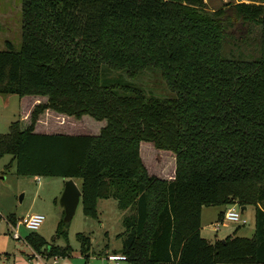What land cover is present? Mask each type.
Segmentation results:
<instances>
[{
	"label": "trees",
	"instance_id": "obj_1",
	"mask_svg": "<svg viewBox=\"0 0 264 264\" xmlns=\"http://www.w3.org/2000/svg\"><path fill=\"white\" fill-rule=\"evenodd\" d=\"M263 1L208 10L202 0H19V44L0 49V97L45 100L0 134V157L17 176L72 179L86 216L114 199L128 211L117 235L127 264H264ZM237 22L258 30L245 54V36L228 31ZM44 110L103 124L35 133ZM141 142L173 154L171 179L148 173ZM230 203L253 207L252 235L206 240L200 209ZM65 227L60 219L56 235ZM75 239L86 258L89 237ZM23 241L43 258L69 253L34 233Z\"/></svg>",
	"mask_w": 264,
	"mask_h": 264
},
{
	"label": "rangeland",
	"instance_id": "obj_2",
	"mask_svg": "<svg viewBox=\"0 0 264 264\" xmlns=\"http://www.w3.org/2000/svg\"><path fill=\"white\" fill-rule=\"evenodd\" d=\"M202 1L206 9L215 10L226 8L235 0ZM19 22V0H0V49L4 48L5 41H9L15 48L18 46L20 41ZM228 31L235 37L241 34L245 36L246 44H239V47H237L238 51L244 54L250 51L257 39L258 30L253 26L244 29L237 22ZM247 46L251 48H247ZM227 47H232V45L229 44ZM19 99L20 102L18 103ZM41 102H44L43 96H2L0 103V134L7 132L8 124L18 118L19 111H21L22 120L17 121L22 127L26 125L32 107ZM37 120H40L37 129L50 133L94 134L97 131L98 123H103L88 116L75 119L52 111L47 113L43 111L37 116L35 123H37ZM69 125H72V127H68ZM139 146V156L148 173L161 179H171L174 168L173 154L169 151L157 150L148 142H142ZM9 160L8 155L0 157V254H8V259H5V261L0 260V263L112 264L108 263L104 256L105 253H118L121 240L117 235L123 231L122 217L128 211L118 209L116 201L112 198H101L95 202V215L86 216L82 213L81 205L78 202L71 219L66 223L64 236L62 234L56 235L58 222L62 218V208L58 204V198L63 180L59 177L33 179L30 176H17L14 173L13 164L9 163ZM226 206L208 207L207 210H204L210 212L206 217L203 215L199 233L206 240L212 242L227 235L241 237L252 235L254 229L253 207L246 205L245 209L241 210L236 204L240 216L245 219V223L242 225L223 220L215 221V217H212L213 211H223ZM33 213L43 216L42 222L35 230L26 229L18 222L21 216ZM10 215L13 217V224H9L7 221ZM211 222H213L216 230L212 229L213 225L212 227L209 225V223L212 224ZM220 222L222 224H219ZM13 232L18 238L12 236ZM30 233L42 237L48 244L68 246V255L54 258H43L38 254L35 255L23 241L25 236ZM76 233H82L89 237L90 249L86 258L79 254L78 242L75 239ZM119 264L127 263L120 261Z\"/></svg>",
	"mask_w": 264,
	"mask_h": 264
},
{
	"label": "built area",
	"instance_id": "obj_3",
	"mask_svg": "<svg viewBox=\"0 0 264 264\" xmlns=\"http://www.w3.org/2000/svg\"><path fill=\"white\" fill-rule=\"evenodd\" d=\"M42 220H43L42 215L33 213V214H25L21 216L18 222L22 224L26 229L35 230L42 222ZM220 220L235 222L238 225H242L245 223V219L240 216L237 210L236 203H230L229 205L226 206ZM219 224H222V222H220ZM12 236L14 238H18L15 232H13ZM104 259L108 263H112V264H119L120 261L125 260L124 256L119 252L105 253Z\"/></svg>",
	"mask_w": 264,
	"mask_h": 264
},
{
	"label": "water",
	"instance_id": "obj_4",
	"mask_svg": "<svg viewBox=\"0 0 264 264\" xmlns=\"http://www.w3.org/2000/svg\"><path fill=\"white\" fill-rule=\"evenodd\" d=\"M80 192L72 179L63 181L62 189L58 198V204L62 208V218L64 223L71 219L75 207L79 201ZM243 209V207H241ZM120 251V250H118Z\"/></svg>",
	"mask_w": 264,
	"mask_h": 264
},
{
	"label": "crops",
	"instance_id": "obj_5",
	"mask_svg": "<svg viewBox=\"0 0 264 264\" xmlns=\"http://www.w3.org/2000/svg\"><path fill=\"white\" fill-rule=\"evenodd\" d=\"M235 2H237V0H235L233 3H235ZM263 3H264V1H263ZM44 100H45V98H44ZM1 101H2V97H0V103H1ZM20 102V99L18 100V103ZM48 111H51V110H44V112L45 113H47ZM21 111H19L18 112V118L16 119V120H22V115H21V113H20ZM53 112V111H52ZM59 115H62V114H59ZM42 116V115H41ZM65 116V115H64ZM66 117V116H65ZM15 121V120H14ZM40 122V120H37V123H35V125H34V129H33V132H35V133H50V132H45V131H43V130H38L37 129V127H38V123ZM68 124H70V123H68ZM73 124V123H72ZM97 124V123H96ZM99 125H98V127H97V130L102 126V124L103 123H98ZM72 127V125H69L68 127ZM95 133H97V131L95 132ZM94 133V134H95ZM61 134H77V133H61ZM140 144H142V142L140 143ZM139 144V145H140ZM140 147V146H139ZM38 177L39 176H33L32 178L33 179H38ZM208 207H215V208H218V207H221V206H207V207H202L201 209H200V216H199V225H201V220H202V217H203V215H204V217H206L208 214H209V212L210 211H204V210H207L206 208H208ZM239 209H241V207H239ZM243 209H245V206H243ZM214 210V209H213ZM242 210V209H241ZM219 212H221L220 210L219 211H217L216 212V210L215 211H213V213H212V217L214 216L215 217V221H217V215H218V213ZM217 213V214H216ZM213 219V218H212ZM218 222V221H217ZM212 224H210L209 223V225H211V227H212V225H213V222H211ZM201 229V226H199V230ZM213 230H216V228L214 227V225H213V228H212ZM5 259H8V254L7 253H3V254H0V260H3V261H5Z\"/></svg>",
	"mask_w": 264,
	"mask_h": 264
}]
</instances>
